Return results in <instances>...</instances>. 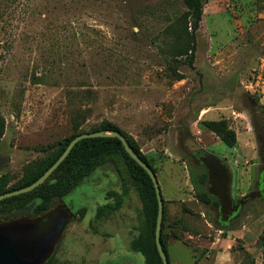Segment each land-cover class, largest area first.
<instances>
[{"label": "rangeland", "instance_id": "374dc122", "mask_svg": "<svg viewBox=\"0 0 264 264\" xmlns=\"http://www.w3.org/2000/svg\"><path fill=\"white\" fill-rule=\"evenodd\" d=\"M194 17L183 0H0V183L15 185L59 142L111 123L157 179L169 264L264 262V148L260 155L253 127L264 106L244 90L264 52V0H206L190 67ZM208 121L253 134L229 148ZM202 151L226 162L232 202L242 205L233 232L216 229L224 218L195 198L189 169H206L192 156ZM79 184L43 213L37 201L0 206V223L64 204L71 215L47 264H148L142 204L122 155H107ZM234 236L256 239L252 255Z\"/></svg>", "mask_w": 264, "mask_h": 264}, {"label": "trees", "instance_id": "16d2710c", "mask_svg": "<svg viewBox=\"0 0 264 264\" xmlns=\"http://www.w3.org/2000/svg\"><path fill=\"white\" fill-rule=\"evenodd\" d=\"M183 1L186 7L194 11L195 13L194 27L189 34L190 46L186 47L184 50V54H187L188 52L190 53L188 64L191 67V57L194 55L195 51L194 31L198 27V24L201 20L202 8L206 0ZM180 54L181 53H177V55ZM181 78L182 76L180 74H177V80H180ZM253 100L259 105L256 98H253ZM259 108L262 113V106L259 105ZM204 126H206L228 147H232L235 144V133L226 128L223 121H208L205 122ZM99 130L120 132L126 138L127 143L131 146L133 151L152 170L151 166L148 164L144 156L140 153L139 149L134 144L132 139L126 137L119 128L111 123H105L100 128L89 132H95ZM81 133L88 132L75 133L59 142L56 149L48 151L40 160L30 165L27 168L25 176L21 177L15 185L7 187V182L0 183V194L25 187L35 181L61 155L70 140ZM110 153H120L122 155L133 180L135 189L138 192V196L142 204V213L145 224V239L147 240L146 251L149 254L148 264H162L154 243V228L157 214V203L151 180L146 172L126 154L120 141L117 138L97 137L86 138L78 141L72 147L65 159L57 166V168L42 184L27 193L11 196L0 200V206H9L15 208V210H20L28 203L37 201L34 206L35 212H37V214L43 213L47 210L53 200H61L63 197L69 195L78 185H80L79 181L88 173H90L96 166L101 164ZM208 159L216 163V159L214 157L210 156L208 157ZM220 167V171L223 177L217 180L218 182L216 184L212 183V181L210 180L211 174L210 170L207 167L199 174L194 173L193 169H189V177L196 200L204 206H210L217 212L218 217H220L218 219L221 221V218H224L225 221V219L228 217L226 216V214L229 215L230 213H226L225 211L232 205V202L228 194V172L222 166ZM204 186L205 189L203 188ZM220 223L222 224V222ZM163 229L164 216L162 217L161 223L160 241L168 260ZM260 239L264 243V238L262 235L260 236ZM261 251L264 256V245L262 246ZM50 259L51 257H49L46 262H44V264H47ZM247 259L248 261H250V264H253L254 261L249 255Z\"/></svg>", "mask_w": 264, "mask_h": 264}, {"label": "water", "instance_id": "95a60500", "mask_svg": "<svg viewBox=\"0 0 264 264\" xmlns=\"http://www.w3.org/2000/svg\"><path fill=\"white\" fill-rule=\"evenodd\" d=\"M112 137L117 138L126 154L141 167L151 180L157 203V214L154 228V243L162 264H168L167 256L163 250L160 235L163 204L157 179L150 167L133 151L126 138L118 131L99 130L81 133L73 137L61 155L49 166L35 181L29 185L0 194V200L27 193L42 184L57 166L65 159L72 147L80 140L86 138ZM68 214L65 212L58 217L49 230L38 238L30 236L34 224L28 222H14L0 226V264H44L52 254L56 242L65 227ZM264 238V234H263Z\"/></svg>", "mask_w": 264, "mask_h": 264}, {"label": "crops", "instance_id": "0c3cea01", "mask_svg": "<svg viewBox=\"0 0 264 264\" xmlns=\"http://www.w3.org/2000/svg\"><path fill=\"white\" fill-rule=\"evenodd\" d=\"M254 127V132H255V142H256V145L259 147V154L261 155L262 154V149L264 148V122L263 123H260V125H259V127L257 128L256 127V125H254L253 126ZM250 132H251V134H253L252 133V130H250V131H245L244 133H243V136L241 135H236L235 136V144L232 146V147H229V148H239L240 149V144H239V142L241 141V139H245L246 138V136H247V139H248V137H250L249 136V134H250ZM212 133V132H211ZM253 136V135H252ZM243 137H245V138H243ZM216 139H217V137H216ZM219 139V138H218ZM215 140V139H214ZM220 140V139H219ZM221 141V140H220ZM222 142V141H221ZM223 143V142H222ZM224 144V143H223ZM225 145V144H224ZM225 146H227V145H225ZM228 147V146H227ZM201 150V149H200ZM200 150H198V151H200ZM202 156L203 157H206L207 156V158L208 157H214L213 155H210V154H206L204 151H202ZM215 158V157H214ZM216 159V158H215ZM263 162H264V157H263ZM216 164H219L220 166H222L227 172H228V168H226V162L224 161V160H218V159H216ZM205 170V169H204ZM228 175H229V182H228V194H229V198L231 199V202H232V200H233V195H232V191H231V185H230V180H231V178H230V174H229V172H228ZM241 183H242V185H241V187L238 189V193L239 192H241V190H247V188H248V185H249V179H243V180H241L240 181ZM245 182H246V184H245ZM239 195L241 196V198H243V199H245L246 200V198L249 196V195H247L246 194V192H241V193H239ZM244 200V201H245ZM248 201H252V200H247L246 202H248ZM245 202V203H246ZM231 207H233V209L230 211V213H234L235 215L233 216V217H231V218H229V217H227L226 219H225V222H226V224H219V225H217V224H215V227H216V229H218L219 231H221L222 232V234H223V232L226 230V231H228V232H233L232 230V228H230V226H229V223L230 222H234L236 219H237V217H238V215H239V213H240V210H241V208H242V205L241 206H236V205H234V203L232 202V205H231ZM257 209H259V207H256ZM263 210H264V208H263ZM252 213H254V211H251V212H249L248 213V216L246 217V220H247V222H249L250 220H251V217H252ZM246 222V223H247ZM246 223H242V227H241V229H239V232H246V227L248 226ZM249 224V223H248ZM263 236V235H262ZM228 238H230V235L228 236ZM238 238H240V237H235L234 236V239H237L236 241H239V239ZM241 239V238H240ZM240 241H242L243 242V244H244V246H245V251L248 253V254H251L252 255V253H251V247L255 244V242H256V239L255 240H253V242H251V244H249V245H247L242 239L240 240ZM262 256H263V254H262ZM252 258H253V264H257V259H259V260H261L260 262V264H264V262H263V259L261 258V255H260V257H254V256H252ZM229 259H231V258H229ZM223 262H225V261H223Z\"/></svg>", "mask_w": 264, "mask_h": 264}, {"label": "flooded vegetation", "instance_id": "af4514ba", "mask_svg": "<svg viewBox=\"0 0 264 264\" xmlns=\"http://www.w3.org/2000/svg\"><path fill=\"white\" fill-rule=\"evenodd\" d=\"M192 156L196 159H199L203 161L206 165V167L210 170V180L212 183L216 184L223 176L220 171V165L216 164L215 162L211 161L207 157H203L199 152H196L195 154H192ZM233 209V207H229L225 212H230ZM65 212H67L68 215H71V213L67 210V208L62 206V208L56 209L51 214L47 213L44 216L36 217L35 219H15L12 221L0 223V226H6L8 224L14 223V222H28L34 224V228L30 233V236L32 238H38L42 236L44 233H46L49 228L54 224V222L57 220L58 217L62 216ZM57 243V242H56Z\"/></svg>", "mask_w": 264, "mask_h": 264}, {"label": "built area", "instance_id": "2783aa9c", "mask_svg": "<svg viewBox=\"0 0 264 264\" xmlns=\"http://www.w3.org/2000/svg\"><path fill=\"white\" fill-rule=\"evenodd\" d=\"M245 92L264 106V52L256 60L255 66L244 84ZM261 102V103H260Z\"/></svg>", "mask_w": 264, "mask_h": 264}]
</instances>
